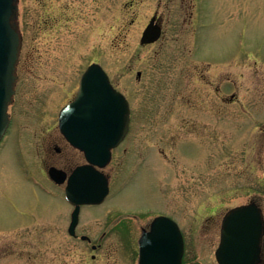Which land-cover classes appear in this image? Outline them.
I'll use <instances>...</instances> for the list:
<instances>
[{
	"label": "rangeland",
	"instance_id": "obj_1",
	"mask_svg": "<svg viewBox=\"0 0 264 264\" xmlns=\"http://www.w3.org/2000/svg\"><path fill=\"white\" fill-rule=\"evenodd\" d=\"M18 6L14 120L0 145V264H138L142 231L160 215L181 226L184 264H218L227 212L264 205V0ZM153 17L162 37L141 45ZM92 63L129 99L132 122L104 169L110 194L83 208L75 238L65 185L48 170L86 163L58 117Z\"/></svg>",
	"mask_w": 264,
	"mask_h": 264
},
{
	"label": "water",
	"instance_id": "obj_2",
	"mask_svg": "<svg viewBox=\"0 0 264 264\" xmlns=\"http://www.w3.org/2000/svg\"><path fill=\"white\" fill-rule=\"evenodd\" d=\"M18 19V0H0V143L10 125L8 110L15 95L22 47ZM161 34L162 27L154 17L142 35L141 44L155 43ZM130 121L131 108L125 95L112 85L100 64L90 65L82 75L75 100L59 116L61 132L85 153L88 161L73 171L66 187L67 199L76 206L70 226L72 235L79 223L81 206L102 204L108 196L109 177L100 169L110 163L112 150L129 132ZM49 175L57 184L67 180V173L55 166L50 167ZM263 236L262 210L255 202L231 209L222 222L216 250L218 263H262ZM82 239L90 241L88 236ZM139 244L138 264H183V234L179 225L167 216L157 217L149 231L143 230Z\"/></svg>",
	"mask_w": 264,
	"mask_h": 264
},
{
	"label": "flooded vegetation",
	"instance_id": "obj_3",
	"mask_svg": "<svg viewBox=\"0 0 264 264\" xmlns=\"http://www.w3.org/2000/svg\"><path fill=\"white\" fill-rule=\"evenodd\" d=\"M18 76V75H17ZM18 78H19V76L17 77V81H16V93H15V96H14V99H13V101H15V99H16V94H17V83H18ZM12 106V105H11ZM10 106V107H11ZM9 113H10V119H11V122H10V126H11V123H12V120H14L13 119V114L9 111ZM10 126H9V128H10ZM9 130V129H8ZM60 130V129H59ZM8 132V131H7ZM7 134V133H6ZM60 134L62 135V137H63V139L66 141V143L70 146V147H72V148H74V149H76V150H78L80 153H82L83 154V157H84V159H85V155H84V153L82 152V151H80L79 149H77V148H75L74 146H72L68 141H67V139L63 136V134L60 132ZM6 137V136H5ZM55 150H56V152L57 153H61L62 151H61V149L59 148V147H56L55 148ZM85 161H86V159H85ZM84 164H86V163H84ZM80 165H83V164H80ZM80 165H77V166H80ZM76 166V167H77ZM76 167H74L71 171L69 170V169H63L64 171H66L67 173H68V175H70L72 172H73V170L76 168ZM257 204L259 205V207L262 209V211H263V216H264V205H262L261 203H258L257 202ZM84 207H86V206H82V208H81V215H82V212H83V208ZM74 209V208H73ZM80 224V223H79ZM79 226V225H78ZM78 228V227H77ZM76 234H77V236L75 237V238H78L79 237V235H78V233H77V230H76ZM82 236V235H81ZM81 236H80V238H81ZM264 242V241H263ZM89 243V242H88ZM263 252H264V243H263ZM264 255V254H263ZM263 255H262V258H263ZM263 260V262L261 263V264H264V258L262 259Z\"/></svg>",
	"mask_w": 264,
	"mask_h": 264
}]
</instances>
